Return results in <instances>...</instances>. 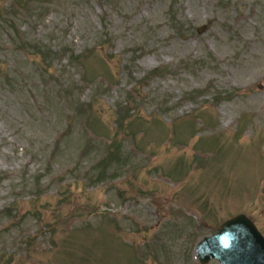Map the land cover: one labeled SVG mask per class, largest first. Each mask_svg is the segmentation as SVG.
<instances>
[{
  "label": "rangeland",
  "instance_id": "rangeland-1",
  "mask_svg": "<svg viewBox=\"0 0 264 264\" xmlns=\"http://www.w3.org/2000/svg\"><path fill=\"white\" fill-rule=\"evenodd\" d=\"M240 213L264 0H0V264H202Z\"/></svg>",
  "mask_w": 264,
  "mask_h": 264
},
{
  "label": "water",
  "instance_id": "water-1",
  "mask_svg": "<svg viewBox=\"0 0 264 264\" xmlns=\"http://www.w3.org/2000/svg\"><path fill=\"white\" fill-rule=\"evenodd\" d=\"M196 254L202 264L212 259L220 264H264V234L249 216L240 213L200 240Z\"/></svg>",
  "mask_w": 264,
  "mask_h": 264
}]
</instances>
